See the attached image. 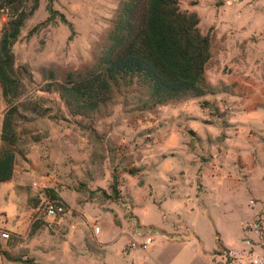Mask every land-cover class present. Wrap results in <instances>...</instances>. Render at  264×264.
Wrapping results in <instances>:
<instances>
[{
  "label": "rangeland",
  "instance_id": "374dc122",
  "mask_svg": "<svg viewBox=\"0 0 264 264\" xmlns=\"http://www.w3.org/2000/svg\"><path fill=\"white\" fill-rule=\"evenodd\" d=\"M51 1L71 39L58 17L44 22L40 0L13 45L23 116L13 176L0 183V264H151L122 248L167 233L194 236L172 264L264 260V0H178L211 38L216 92L143 110L117 98L93 120L52 83L93 66L124 0ZM10 107L0 88V130ZM57 199L65 213L44 216Z\"/></svg>",
  "mask_w": 264,
  "mask_h": 264
},
{
  "label": "trees",
  "instance_id": "16d2710c",
  "mask_svg": "<svg viewBox=\"0 0 264 264\" xmlns=\"http://www.w3.org/2000/svg\"><path fill=\"white\" fill-rule=\"evenodd\" d=\"M39 2L0 0V13L6 16L0 27V88L4 101L11 106L4 113L0 130V183L13 176L16 120L23 116L18 102L14 103L21 91L13 45ZM46 10L44 22L58 17L68 26L71 39L72 23L53 9L51 0ZM198 24L197 13L181 10L178 0H124L93 66L68 73L65 83H52V87L73 114L91 120L117 98L126 107L143 110L213 94L216 88L205 77L212 53L211 38L200 31ZM111 191L107 197L116 199L115 184Z\"/></svg>",
  "mask_w": 264,
  "mask_h": 264
},
{
  "label": "crops",
  "instance_id": "0c3cea01",
  "mask_svg": "<svg viewBox=\"0 0 264 264\" xmlns=\"http://www.w3.org/2000/svg\"><path fill=\"white\" fill-rule=\"evenodd\" d=\"M100 230H99V232H100ZM185 230H187V229L185 228ZM157 232L163 233L164 231L163 230H157ZM174 235H176V234L167 233V234L157 235L156 240L153 239V242L150 245H148L145 249H142V250L146 251L144 254V257H143L144 260L145 261L151 260L152 261V263L150 262L151 264H156V262H159L162 264H172L174 259L178 255V251H176V246L184 245L186 243L191 244L192 241L194 240V236H188V239H187V238H180V237L177 238V237H174ZM221 245H222V247L227 249L229 251L230 256H232L234 258V256L231 253V250L228 249L224 244H221ZM132 249H133V247H130V244H127L126 248H122V252L127 253L129 250H132ZM214 253L220 254V252H214ZM127 255H128V253H127ZM154 261H156V262H154Z\"/></svg>",
  "mask_w": 264,
  "mask_h": 264
},
{
  "label": "built area",
  "instance_id": "2783aa9c",
  "mask_svg": "<svg viewBox=\"0 0 264 264\" xmlns=\"http://www.w3.org/2000/svg\"><path fill=\"white\" fill-rule=\"evenodd\" d=\"M42 213L46 217H57L61 216L65 213V207L64 205L56 200H46L44 201L43 207H42ZM100 228L98 226L94 227V231L97 233L99 232ZM9 237V234L5 231H0V239H6ZM153 242V239L151 237H146L140 242L137 241H131L130 247H137L140 249H145L148 245H150ZM264 264V260H261L257 257H254L251 259L249 264Z\"/></svg>",
  "mask_w": 264,
  "mask_h": 264
}]
</instances>
